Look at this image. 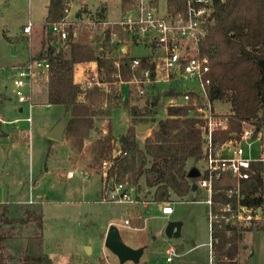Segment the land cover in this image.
Listing matches in <instances>:
<instances>
[{
    "label": "rangeland",
    "instance_id": "1",
    "mask_svg": "<svg viewBox=\"0 0 264 264\" xmlns=\"http://www.w3.org/2000/svg\"><path fill=\"white\" fill-rule=\"evenodd\" d=\"M157 1L161 13L165 10L166 0ZM85 2L88 5L103 2L108 8V19H119L120 0ZM45 5L46 0H0V91L7 98L4 101L5 120L22 119L19 123L0 127V236L3 237L0 242V254L5 257L6 264H20L25 238L37 233L34 224L19 223V220L24 218L25 210L31 208L43 214L44 249L52 264H167L166 249L169 245L184 247L183 255L175 257L173 264H212L206 206L199 202L204 198L203 193H190L182 200L171 196V217L160 216L156 213V208L152 207L146 216L143 215L144 227L133 229V221L127 213L128 205L103 201L100 190L93 187L94 183L99 187L101 185L100 168L89 169L91 159L75 157L74 153L70 156L66 143L61 145L46 137L47 129L55 125L63 114L58 106H46V86L41 82L32 81L30 87L25 90L30 95V101L19 104L22 106V114L16 112L13 81L17 75L16 70L27 62L26 49L30 50L31 42L35 41L37 44L32 53L34 56H38L42 51L40 41L43 43L45 34ZM69 6V20H73L80 5L73 2ZM29 23L33 25L34 30L30 36L27 35L29 42L13 43L21 37L23 26ZM39 28L41 29L37 30ZM139 100L141 98L133 102L139 104L142 102ZM160 102V106L156 108L155 122L166 118V100L161 98ZM29 104L33 105L30 112ZM113 105L121 106L122 103L114 98ZM213 109L215 114L225 118L229 114V106L224 102H215ZM99 110L95 111L94 132L91 137H97L102 128L107 129L110 125L115 133L114 145L117 147V140L127 126V110L121 108L115 111L112 119L99 115ZM29 116L32 120L29 141L19 139L18 131L12 132L13 138L2 137L11 127L28 129L29 125L24 119ZM64 119L67 121L68 118ZM106 133L107 131L105 135ZM142 136L143 134L139 135V138ZM140 140L138 139L139 143ZM74 158H77V161H74ZM199 166V159L187 161L188 171ZM71 171L74 177L65 179V174ZM84 171L89 174L87 179L81 175ZM262 179L264 193V172ZM128 218L130 226L124 225V220ZM3 219L12 220L13 223L6 224ZM263 219L257 223L258 226L263 224L264 227ZM172 222L180 224V234L176 238H167L165 228ZM110 227L117 229L121 241L127 247L143 250L138 263H120L118 258L104 247ZM245 243L248 248L239 256V264H264V228L262 231L248 233Z\"/></svg>",
    "mask_w": 264,
    "mask_h": 264
},
{
    "label": "trees",
    "instance_id": "2",
    "mask_svg": "<svg viewBox=\"0 0 264 264\" xmlns=\"http://www.w3.org/2000/svg\"><path fill=\"white\" fill-rule=\"evenodd\" d=\"M67 5V0H50L44 28L62 19ZM133 5L134 0H121L122 11ZM167 8L175 12L180 8V2L167 0ZM72 31L70 27L66 46L56 52L49 44L45 55L42 53L37 58L45 57L50 64L47 104L61 106L68 117L64 140L75 157L91 159L88 168L93 169L99 167L102 161L109 160L114 149L110 125L105 136L85 144L93 129L95 111L100 109L99 115L108 116L112 107L119 105L114 106L112 99H105L104 93L97 87L82 91L79 85L73 83V67L77 63L96 61L100 78L105 82L112 79L115 67L112 60L95 52V47L87 38H73ZM47 36L49 41H56L55 37ZM102 43L109 45V27ZM199 53L210 60L209 101L212 104L224 102L229 106L226 128L214 133L215 143L239 139L245 124L261 128L264 124V0H213V12L206 37L199 45ZM122 64L123 78L127 79L130 74L128 61ZM142 67H146V59L142 60ZM169 95L176 94L171 90L165 97ZM159 102L157 96L149 107L146 105L143 109L130 106L127 102L122 105L128 111L129 125L120 137V155L115 158L111 173L115 171V181L126 180L138 187L143 180L154 202L167 203L171 201V195L186 197L191 192V184L197 181L188 178L186 162L188 159H199L202 154V122L189 106H168L166 118L156 122L150 135L140 145L138 126L155 121ZM104 103L106 108H103ZM262 170L261 163L251 165L250 177L241 186L244 205L253 208L263 206ZM215 198L225 201L223 193ZM3 222L13 223L6 219ZM19 223H32L37 230L36 234L25 238L20 264H52L44 249L42 213L26 209ZM259 229L257 224L216 227L210 234L211 258L218 264H237L238 244L243 234ZM1 241L3 237L0 236ZM0 264H6L2 254Z\"/></svg>",
    "mask_w": 264,
    "mask_h": 264
},
{
    "label": "built area",
    "instance_id": "3",
    "mask_svg": "<svg viewBox=\"0 0 264 264\" xmlns=\"http://www.w3.org/2000/svg\"><path fill=\"white\" fill-rule=\"evenodd\" d=\"M180 8L175 12L159 15L150 0H136L134 5L122 12L117 22H92L90 27H101L104 38L107 28L117 27L126 36L120 38L117 32L109 31V41L112 44H125L129 38L135 43L145 42L149 45L153 55L146 57V67H142V60L130 58L128 61L131 72L128 80L122 79V64L119 59L114 61L115 72L109 82L102 81L98 72L83 70L79 86L82 91L93 87L109 86L104 94L119 98L121 87L129 85L139 98L147 95L166 100L167 107L192 108V113L202 122V154L199 157L200 166L197 171V190L204 193L200 200L206 206V214L210 234L216 227H240L257 224L264 217V205L253 208L242 203L244 195L241 190L242 183L249 179V170L254 163L264 165V124L261 128L246 125L239 139L217 144L214 133L225 130L227 117L215 114L213 104L209 101L208 90L211 85L210 60L206 55L199 53V45L204 41L207 27L213 12V0H178ZM70 11L64 10L65 16L58 22L46 27L47 33L56 38V42L64 47L69 38V28L73 27L67 17ZM32 24L23 29L24 35H30ZM96 26V27H97ZM73 34V31H72ZM50 64L48 59L34 58L26 65L16 70L13 81L15 97L20 104L28 103L30 95L25 92L32 81L48 78ZM176 95H169L170 91ZM106 106V104L104 105ZM32 104H29V109ZM27 121L30 123L31 119ZM258 145L257 154L252 155V145ZM120 150L114 152L109 160L101 162L100 190L102 200L111 204H126L128 206L146 205L137 198V188L126 180L117 182L116 173L112 165ZM84 179L89 174L81 172ZM74 173L67 172L66 179H72ZM126 179V178H125ZM227 182V186H222ZM219 193L225 195V201L217 200ZM173 212L169 204L161 208L165 216ZM129 225V221H124ZM212 242L210 239V249ZM166 263L172 264L178 256L176 248L169 245L166 249ZM211 256V251H210ZM212 264H218L211 258Z\"/></svg>",
    "mask_w": 264,
    "mask_h": 264
},
{
    "label": "crops",
    "instance_id": "4",
    "mask_svg": "<svg viewBox=\"0 0 264 264\" xmlns=\"http://www.w3.org/2000/svg\"><path fill=\"white\" fill-rule=\"evenodd\" d=\"M135 2H136V0H134ZM151 1V4L156 8V10H157V12H158V14L159 15H165L166 13H168V12H171V11H169V9L167 8V0H166V7H165V10L163 11V12H159V4H158V1L157 0H150ZM49 2H50V0H46V5H45V10H46V14H47V6L49 5ZM67 2H68V5H67V7H68V9H69V11H70V6L69 5H71V3L73 4V2H77V3H79V5H80V7H78V9H77V11L75 12V14H74V18H73V20H69V15H68V17H67V19H68V21L69 22H71L72 23V25H73V34H72V37L73 38H76L77 36H80L81 38H87V40L95 47V52L98 54V53H101V54H104V56L105 57H107V58H109V60H112L113 61V63H114V61L115 60H117V59H119V61L121 62V64L122 63H124V61L125 60H127V61H129L130 60V58H139V59H141V60H143V59H145L146 57H150V56H152L153 55V52H152V50L150 49V47H149V45L147 44V43H141V42H139V43H135L133 40H130L129 38H127L128 39V41L125 43V44H112V43H110V41H109V45L107 46H104L103 45V43H102V41L104 40V38L102 37V35H101V27L100 26H95V27H90V23H92V22H107V23H109V22H111V23H113V22H117L119 19H120V16H121V14H122V9H121V0H120V14H119V19L118 20H114V21H110L109 19H108V8H107V6H106V4L105 3H103V2H100V3H98L97 5L96 4H90V5H88V3H86L85 2V0H67ZM130 8V7H129ZM46 14H45V17H46ZM26 26V25H25ZM25 26H23V28L25 27ZM22 28V29H23ZM42 28V27H41ZM41 28H39V29H37V30H40ZM108 29V28H107ZM43 30H44V41H43V43H41V41H40V47H41V49H42V51L38 54V56H40L42 53L45 55V51H46V48H47V46L50 44V46H52V47H54L55 48V51L56 52H58L59 50H60V48H61V46L56 42V41H49L48 40V36H47V34H49V33H47V31H46V28H44V24H43ZM34 30H33V26H32V29H31V33H30V35L32 34V32H33ZM109 31H111V32H117L118 34H119V36H120V38H126V36L124 35V34H122L119 30H118V28L117 27H114V28H110L109 29ZM30 35H28V36H30ZM50 35V34H49ZM27 35H24L23 33H22V30H21V37H18L13 43H16V44H25L26 42H29V37H28ZM42 40V39H41ZM8 41L9 42H12L11 40H9L8 39ZM36 42L35 41H33V42H31V44L29 45V48H30V50L28 49H26V52H27V62H26V64L30 61V60H32V59H34V58H37L38 56H34L32 53H33V51H34V49H36ZM45 50V51H44ZM25 64V65H26ZM123 65V64H122ZM121 65V66H122ZM129 67V66H128ZM93 70V71H96V72H98V69H97V63H96V61H88V62H81V63H77V64H75L74 65V67H73V83L74 84H79V82L81 81V76H82V71L83 70ZM130 71V70H129ZM130 75H131V72H130V74H129V77L127 78V79H125V78H123V74H122V79L123 80H128L129 78H130ZM47 81H48V78L47 79H44V80H39L38 82H41L43 85H45L46 86V106L48 107V106H52V105H48L47 104ZM110 81V80H109ZM98 88V87H97ZM98 90L100 91V92H102V93H105V91H107V90H109V86L107 87V86H102V87H100V88H98ZM121 96L119 97V98H115V100L117 99L118 100V102H120V103H122V105L125 103V102H127L130 106H136V107H138L139 109H143L146 105H148V107L150 106V103H151V101H152V99L149 97V95H147L146 97H144V98H141V100H139V101H142L141 103H136V101H134L133 102V100H136V99H138L139 97L135 94V91L133 90V88L131 87V86H129V85H124V86H122L121 87ZM104 97H105V99H109V100H113L114 99V97H112V96H110L109 97V95H107L106 96V94H104ZM7 98H6V95L2 92V91H0V127H2V126H4V125H6V126H9V124L10 125H12V124H15V123H19V121L20 120H22V119H20L19 120V118H17V119H14V120H11V121H9V120H5V118H6V114H5V109H4V107L6 106V104L4 103V101L6 100ZM140 99V98H139ZM161 100V99H160ZM130 101L132 102L131 104H130ZM16 106H17V110H16V112L18 113V114H22V106H20L19 104L20 103H18L17 102V99H16ZM160 103L161 102H159V104H158V106L157 107H159L160 106ZM106 103H104L103 104V108H106L107 107V104H106V106H104ZM215 104V103H214ZM122 105L120 106L119 105V107H112V109H111V113L107 116V118H109V119H112V117H113V114H114V112L115 111H117V110H119V109H121V108H123L122 107ZM32 107H33V105H32ZM58 107H60L61 109H62V113L63 114H61L60 116H59V118H58V120L59 119H64V118H68L67 117V114L64 112V109L61 107V106H58ZM32 109V108H31ZM31 109H29V112H30V110ZM127 110V109H126ZM157 111V110H156ZM165 111H166V108H165ZM127 113H128V111H127ZM229 113V112H228ZM64 115H66V117L64 116ZM155 116V115H154ZM28 118H30V116L28 117ZM28 118H26V119H24V121H26L27 122V124L29 125V128L28 129H17V128H14V127H11V128H9L8 130V132H5V133H3L2 134V137H6L7 139L10 137V138H13L12 136H13V134H12V132H14V131H18V135H20L19 137V139H21V140H24V141H29V134H30V127H31V124H32V120H31V122L29 123L28 121H27V119ZM31 119V118H30ZM65 120V119H64ZM155 120V119H154ZM110 123V122H109ZM151 123V127L147 130V131H145V132H138V136H137V139H141L140 141V145H142L143 144V141H144V139L147 137V136H149L150 135V131L156 126V122L155 121H152V122H150ZM128 125H129V115H128V120H127V126H126V129H127V127H128ZM54 126V124L51 126V127H49L48 129H47V131H46V133L52 128ZM109 126V125H108ZM245 126H246V124L243 126V128H245ZM111 127V126H110ZM126 129H125V131L123 132V134L122 135H124L125 134V132H126ZM111 130H112V128H111ZM107 131V129H101V134L100 135H98L97 137L96 136H94L93 138L91 137V135H92V133L94 132V125H93V129L90 131V134H89V137H88V139L87 140H85V144H90L91 142H94L95 140H97V139H99V138H101V137H103L104 135H105V132ZM141 134H143V136H142V138H139V135H141ZM115 135V133H113V131H112V136H113V138L115 137L114 136ZM121 135V136H122ZM15 137V136H14ZM91 137V139L89 140V138ZM49 139V138H48ZM50 141H53V142H58V141H54V140H51V139H49ZM88 140H89V142H88ZM66 140H64V137H63V140L61 141V142H58V143H60L61 145L63 144V143H66V146L68 147V149H69V155L71 156L72 154H73V152L70 150V147H69V144L67 143V142H65ZM118 141V146L117 147H115V145H114V149H113V151H112V154L114 153V152H116L117 150H119V142H120V138L117 140ZM116 142H115V138H114V141H113V144H115ZM50 149L51 148H49V151H50ZM49 151H48V153H49ZM257 152H258V145L257 144H253L252 145V150H251V154L252 155H254V154H257ZM47 153V154H48ZM71 153V154H70ZM112 154H111V156H112ZM69 155H68V158H67V161H68V159H69ZM74 155V154H73ZM77 161V158H74V161ZM189 160V159H188ZM187 160V161H188ZM65 161V160H64ZM262 168H263V170H262V172H261V177H262V174H263V172H264V165H262ZM196 170L198 169V167L197 168H195ZM45 171H47V170H45ZM186 171H187V173H189V171H188V169H187V162H186ZM66 179V178H65ZM68 180V179H67ZM263 180V179H262ZM193 184H196V182H194ZM193 184H191V186L193 185ZM135 186V185H134ZM219 186V185H218ZM227 186V182H225V183H223L222 184V186H220V188H224V187H226ZM93 187L95 188V189H98V190H100V187H99V185H97V184H93ZM136 188H137V198L140 200V201H143V202H145V203H147L146 205H138V206H127L128 208H127V213H128V217L129 218H131L132 219V225H131V227L133 228V229H142L143 227H144V223H145V219H144V217H143V215L145 214V216H146V214L152 209V207H155L156 209V213H158V214H160V216H162V217H164V218H169V217H171L172 215H173V212L171 213V215H168V216H165V215H163L162 213H161V208L164 206V205H166V204H169L170 205V203L172 202V201H170V202H167V203H156V202H154L153 201V199H152V196H151V194L150 193H148V190L145 188V186H144V183H143V180H141L140 181V183H139V187L138 186H135ZM144 188V189H143ZM144 190L142 193H141V190ZM100 192H101V190H100ZM190 193H192V194H198V195H201L203 192H201V191H199V190H195V191H191ZM189 193V194H190ZM188 194V195H189ZM204 194V193H203ZM187 195V196H188ZM171 196H175V195H171ZM186 196V197H187ZM176 197V196H175ZM186 197H184V198H186ZM178 198V197H177ZM179 199H183V198H179ZM170 200H171V198H170ZM264 205V204H263ZM31 209H33V208H31ZM34 210V209H33ZM35 211V210H34ZM43 215V214H42ZM129 218L128 219H126V220H128L129 221V225H127V226H130V220H129ZM264 218V217H263ZM262 218V219H263ZM261 219V220H262ZM260 220V221H261ZM125 221V220H124ZM259 221V222H260ZM263 223H264V219H263ZM125 225V224H124ZM260 227V229L259 230H252V231H249V232H245L244 234H248V233H251V232H254V231H262L263 230V224L262 225H260L259 226ZM244 234H243V236H242V239L240 240V242H239V244H238V254H237V264H239V256L242 254V252L245 250V249H247L248 248V246L246 245V243H245V238H246V235H245V237H244ZM241 241H243V243L241 242ZM175 248H176V251H177V253H178V256H181V255H183V253H184V247L181 245H176V246H174ZM134 249H136V248H134ZM137 249H141V248H137ZM143 254V253H142ZM142 256V255H141ZM178 256H176V257H178ZM105 259H107V257H104ZM141 258V257H140ZM140 260V259H139ZM173 262H174V259H173ZM173 262H172V264H173Z\"/></svg>",
    "mask_w": 264,
    "mask_h": 264
},
{
    "label": "water",
    "instance_id": "5",
    "mask_svg": "<svg viewBox=\"0 0 264 264\" xmlns=\"http://www.w3.org/2000/svg\"><path fill=\"white\" fill-rule=\"evenodd\" d=\"M151 127V123L140 124L138 126V132H143L148 130ZM66 129V121L64 119H59L57 123L46 133V137L61 142L64 137V132ZM189 179H197L199 177L198 171L194 168L191 169L188 173ZM197 189V185L193 184L191 187V191H195ZM180 224L179 223H169L165 228V235L167 238H176L180 234ZM104 247L108 249L112 254H114L120 263H125L127 261H131L133 263H138L139 259L143 253L142 249H131L127 247L121 241L119 233L116 228L110 227L107 231Z\"/></svg>",
    "mask_w": 264,
    "mask_h": 264
}]
</instances>
